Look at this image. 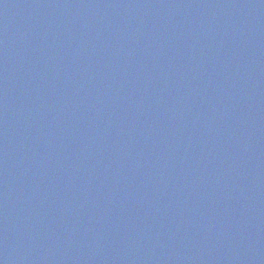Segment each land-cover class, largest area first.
<instances>
[{
  "label": "water",
  "instance_id": "1",
  "mask_svg": "<svg viewBox=\"0 0 264 264\" xmlns=\"http://www.w3.org/2000/svg\"><path fill=\"white\" fill-rule=\"evenodd\" d=\"M0 264H264V0H0Z\"/></svg>",
  "mask_w": 264,
  "mask_h": 264
}]
</instances>
